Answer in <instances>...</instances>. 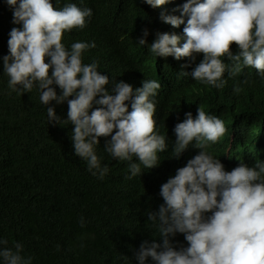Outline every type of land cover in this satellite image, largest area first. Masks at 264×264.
Instances as JSON below:
<instances>
[{"label": "trees", "instance_id": "obj_1", "mask_svg": "<svg viewBox=\"0 0 264 264\" xmlns=\"http://www.w3.org/2000/svg\"><path fill=\"white\" fill-rule=\"evenodd\" d=\"M68 2L91 7L93 14L85 27L65 30L62 42L68 47L77 40L96 42L85 50L83 62H99V70L110 77L105 85L109 91L119 81L134 87L142 86L145 78L161 82L155 115L168 147L156 166L131 176L130 161L108 153L105 144L110 136H101L97 154L110 170L103 178L94 175L75 153L71 138L75 125L67 121V100L46 105L36 87L31 92L10 89L3 57L10 51L11 29L22 24H15L12 7L0 0V237L8 239V247L22 242L23 254L33 258L32 264H139L136 253L142 242L162 243L148 216L164 203L161 185L200 151L190 146L179 158L174 156L175 125L189 111L195 117L202 105L221 117L227 128L207 150L227 170L242 161L255 165L257 159L264 160V79L256 68L244 66L235 77L226 70L228 83L223 88L206 85L190 74L203 53L195 60L158 57L139 43L146 29L149 44L158 31L183 35L188 17L177 27L162 14L183 15L178 6L185 0L157 7L146 0H61L59 5L53 0L54 7ZM231 49L238 52V43L232 42ZM224 59L231 66L232 61ZM237 84L240 92L235 91ZM126 103L131 111V102ZM47 106L55 107L61 121L49 120ZM172 239L179 242L177 248L188 244L183 233ZM148 261L154 264L151 257Z\"/></svg>", "mask_w": 264, "mask_h": 264}, {"label": "clouds", "instance_id": "obj_2", "mask_svg": "<svg viewBox=\"0 0 264 264\" xmlns=\"http://www.w3.org/2000/svg\"><path fill=\"white\" fill-rule=\"evenodd\" d=\"M146 2L157 7L169 0ZM6 3L12 7L15 24H22L11 29L10 51L3 57L10 89L31 92L36 87L46 105L67 100V121L75 125L71 133L75 153L87 161L94 175L103 178L110 170L97 154L101 136H110L105 144L108 153L130 161L131 176L156 166L159 154L168 147L155 115L161 82L145 78L142 86L134 87L119 81L109 91L105 85L110 77L99 70V62H83L85 50L96 42L77 40L70 47L62 42L65 30L86 26L91 7L73 2L54 7L53 0ZM178 7L183 15L164 13L162 19L178 27L188 17L183 35L158 31L149 44L146 29L139 43L158 57L195 60L203 53L190 74L206 85L223 88L228 83L226 70L235 77L244 66L256 68L264 79V0H185ZM232 42L238 43V52L232 51ZM224 57L232 61L231 66ZM55 85L62 91L58 93ZM235 91H241L240 84ZM126 101L131 102V111ZM47 113L50 121H61L54 106H47ZM185 115L174 128V156L179 158L190 146L200 151L161 185L164 203L148 216L162 243L142 242L136 253L139 264H149V257L154 264H264V160L257 159L252 166L242 161L227 170L207 150L210 142L226 133L224 120L202 105L195 117L191 111ZM177 233L185 235L187 245L176 247L179 242L172 237ZM8 243L0 237V264H32L33 258L23 254L22 242L16 241L14 248Z\"/></svg>", "mask_w": 264, "mask_h": 264}]
</instances>
